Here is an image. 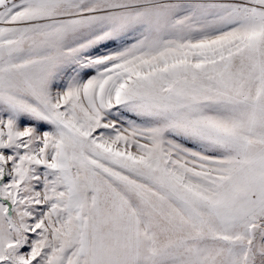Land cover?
<instances>
[{
	"label": "snow or ice",
	"instance_id": "6c2138e0",
	"mask_svg": "<svg viewBox=\"0 0 264 264\" xmlns=\"http://www.w3.org/2000/svg\"><path fill=\"white\" fill-rule=\"evenodd\" d=\"M0 264H264V0H0Z\"/></svg>",
	"mask_w": 264,
	"mask_h": 264
}]
</instances>
